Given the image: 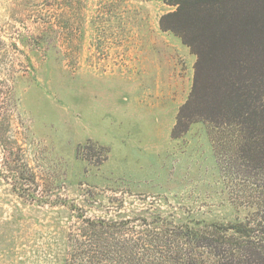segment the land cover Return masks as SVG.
Instances as JSON below:
<instances>
[{
	"label": "rangeland",
	"instance_id": "374dc122",
	"mask_svg": "<svg viewBox=\"0 0 264 264\" xmlns=\"http://www.w3.org/2000/svg\"><path fill=\"white\" fill-rule=\"evenodd\" d=\"M172 10L0 0V264H65L98 221L247 241L231 229L263 216L264 172L242 160L239 128L172 137L196 59L159 28Z\"/></svg>",
	"mask_w": 264,
	"mask_h": 264
},
{
	"label": "trees",
	"instance_id": "16d2710c",
	"mask_svg": "<svg viewBox=\"0 0 264 264\" xmlns=\"http://www.w3.org/2000/svg\"><path fill=\"white\" fill-rule=\"evenodd\" d=\"M166 4L173 10L159 18V28L179 38L196 58L191 91L178 110L172 137L199 121L236 125L242 160L264 172V0ZM0 110L1 134L5 110ZM262 208L255 223L231 229L247 239L238 245L234 237L183 226L88 222L89 230L72 240L65 264H264Z\"/></svg>",
	"mask_w": 264,
	"mask_h": 264
}]
</instances>
